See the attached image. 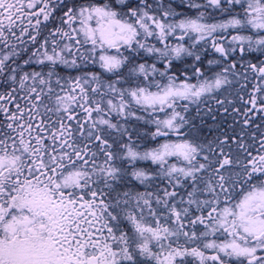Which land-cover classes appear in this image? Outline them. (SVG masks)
Segmentation results:
<instances>
[{"label":"snow or ice","instance_id":"6c2138e0","mask_svg":"<svg viewBox=\"0 0 264 264\" xmlns=\"http://www.w3.org/2000/svg\"><path fill=\"white\" fill-rule=\"evenodd\" d=\"M0 264H264V0H0Z\"/></svg>","mask_w":264,"mask_h":264}]
</instances>
